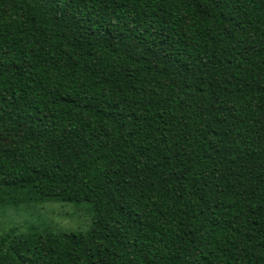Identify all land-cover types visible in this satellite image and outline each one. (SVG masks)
Instances as JSON below:
<instances>
[{
	"label": "trees",
	"instance_id": "trees-1",
	"mask_svg": "<svg viewBox=\"0 0 264 264\" xmlns=\"http://www.w3.org/2000/svg\"><path fill=\"white\" fill-rule=\"evenodd\" d=\"M0 194L90 205L0 264H264V0H0Z\"/></svg>",
	"mask_w": 264,
	"mask_h": 264
},
{
	"label": "rangeland",
	"instance_id": "rangeland-1",
	"mask_svg": "<svg viewBox=\"0 0 264 264\" xmlns=\"http://www.w3.org/2000/svg\"><path fill=\"white\" fill-rule=\"evenodd\" d=\"M4 143L13 144L17 134L0 129ZM15 204L11 198L0 194V234L12 226L36 225L48 227L54 231L86 232L91 224L90 205L86 202L34 203L27 207Z\"/></svg>",
	"mask_w": 264,
	"mask_h": 264
}]
</instances>
